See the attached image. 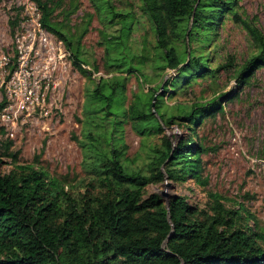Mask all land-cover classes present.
Returning a JSON list of instances; mask_svg holds the SVG:
<instances>
[{"label":"trees","instance_id":"16d2710c","mask_svg":"<svg viewBox=\"0 0 264 264\" xmlns=\"http://www.w3.org/2000/svg\"><path fill=\"white\" fill-rule=\"evenodd\" d=\"M32 1L40 26L62 41L71 64L84 71L81 65L86 61L80 50L84 27L76 30L67 22L75 2ZM139 1L155 50L148 66L155 76L166 68L178 74L134 94V100L123 106L124 72L136 71L147 83L152 77L141 59L131 62L137 53L127 41L130 23L124 18L128 14L110 9L119 15L114 23L120 26L104 37V54L107 65L117 73L103 84L93 83L85 93V121L106 117L98 125L103 128L107 123L109 129L97 133L84 127L81 146L88 171L75 184L15 160L7 171H0V264H264V224L240 204L226 207L219 193L208 191L206 208L198 209L184 195L173 193L163 199L156 191H146L149 184L165 178L194 177L205 182L200 177L199 154L206 147L195 126L221 108L220 98L168 103L163 95L175 92L185 72L212 75L234 65L228 58L212 68L204 51L220 15L232 10L234 2ZM107 5L111 7L109 1ZM13 24L9 19V25ZM244 25L254 49L234 68L236 87L248 83L256 68L264 67V34ZM5 101L2 95L0 109ZM122 118L129 119L141 135L159 134L157 143L144 146L141 165L127 162L119 137L112 138ZM172 122L184 128L173 139L162 133V125ZM153 123L156 128L152 130ZM247 218L251 225L241 223Z\"/></svg>","mask_w":264,"mask_h":264},{"label":"rangeland","instance_id":"374dc122","mask_svg":"<svg viewBox=\"0 0 264 264\" xmlns=\"http://www.w3.org/2000/svg\"><path fill=\"white\" fill-rule=\"evenodd\" d=\"M65 1L76 4L67 15L68 24L76 30L84 27L80 50L86 61L81 65L85 70L75 68L68 55L64 61L56 60L53 68L48 64V71L44 72V57L52 52L46 53L39 47L38 54L30 53L26 63L32 71L30 76L40 78L37 98L27 109L16 111L13 123L2 124L0 120V171H7L15 160L42 167L75 184L88 171L81 146L84 127L100 133L108 125L104 123L103 128L98 125L105 122L106 117L85 121V93L93 83L103 84L105 78L117 73L107 65L104 54V37L110 32L116 33L120 26V23H114L119 15H114L110 9L128 14L124 18L130 23L127 41L129 48L137 53L131 62L141 59L143 68L152 77L147 83L140 80L136 71L124 72L123 106L134 100V94L144 92L150 85L163 83L166 77L177 75L178 70L166 68L160 76H155L154 70L148 66L155 50L151 43L150 24L139 0ZM228 1L234 2L232 10L222 12L204 51L212 68L228 58L234 65L220 68L212 75L189 76L185 72V76L181 74L182 84L175 92L168 94L167 91L163 95L168 103L220 98L221 108L195 126L197 137L206 147L199 154L200 177L205 182L194 177H186L183 181L165 178L162 182L149 184L146 191H156L163 199L173 193L184 195L187 202L198 209L206 208L207 192L214 191L221 195V202L226 207L237 208L240 204L241 209L248 210L264 224V67L256 68L249 82L242 87H236L233 78L235 66L254 49L244 24L255 26L264 34V0ZM28 4L29 0H0V54L10 57L4 73L13 66L15 35L34 25ZM56 13L59 18V12ZM9 19L14 20L13 26L9 25ZM43 73L47 77H43ZM20 88L23 89V85ZM0 94H5L2 86ZM154 128L155 123L151 125V129ZM162 129V133L171 139L184 131L183 126L175 122L162 125ZM115 131L117 133L112 138L119 137L127 162L130 159L132 165L142 164L144 146L158 142L159 134L141 135L129 119L122 118ZM243 222L252 224L250 218L241 219Z\"/></svg>","mask_w":264,"mask_h":264},{"label":"built area","instance_id":"2783aa9c","mask_svg":"<svg viewBox=\"0 0 264 264\" xmlns=\"http://www.w3.org/2000/svg\"><path fill=\"white\" fill-rule=\"evenodd\" d=\"M29 14L33 15L31 20L34 25L25 27L20 30L14 37V57L11 70L4 73L10 64V57L7 54H0V87L5 91V104L0 109V120L2 124L13 123L12 120L17 110L27 109L37 98L36 90L39 85L40 78L30 76L32 71L26 65L30 53L38 54L40 49L52 52L51 55L44 57L45 70L48 71V64L52 68L56 60L64 61L68 57L69 51L64 47L62 41L55 37L52 33L40 26L38 21V10L32 0H29ZM39 47H41L39 49ZM47 77L45 73L42 75ZM23 85V89L20 88ZM2 95L0 94V97Z\"/></svg>","mask_w":264,"mask_h":264},{"label":"water","instance_id":"95a60500","mask_svg":"<svg viewBox=\"0 0 264 264\" xmlns=\"http://www.w3.org/2000/svg\"><path fill=\"white\" fill-rule=\"evenodd\" d=\"M161 194H162V192H161Z\"/></svg>","mask_w":264,"mask_h":264}]
</instances>
